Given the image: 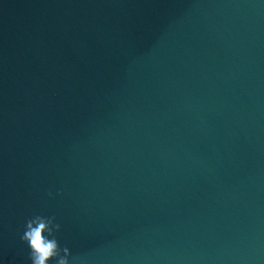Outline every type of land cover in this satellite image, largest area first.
<instances>
[{
	"label": "water",
	"instance_id": "water-1",
	"mask_svg": "<svg viewBox=\"0 0 264 264\" xmlns=\"http://www.w3.org/2000/svg\"><path fill=\"white\" fill-rule=\"evenodd\" d=\"M36 215L69 264H264V0H0V264Z\"/></svg>",
	"mask_w": 264,
	"mask_h": 264
},
{
	"label": "clouds",
	"instance_id": "clouds-1",
	"mask_svg": "<svg viewBox=\"0 0 264 264\" xmlns=\"http://www.w3.org/2000/svg\"><path fill=\"white\" fill-rule=\"evenodd\" d=\"M54 221L55 217L36 215L26 222L20 239L30 248L29 258L32 264H48L50 260H55V264H69L70 250L67 246L60 247L55 237L60 225Z\"/></svg>",
	"mask_w": 264,
	"mask_h": 264
}]
</instances>
